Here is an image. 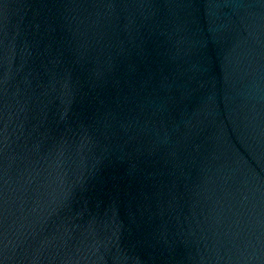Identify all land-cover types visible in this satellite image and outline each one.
Wrapping results in <instances>:
<instances>
[{"label": "water", "instance_id": "obj_1", "mask_svg": "<svg viewBox=\"0 0 264 264\" xmlns=\"http://www.w3.org/2000/svg\"><path fill=\"white\" fill-rule=\"evenodd\" d=\"M0 264H264V0H0Z\"/></svg>", "mask_w": 264, "mask_h": 264}]
</instances>
